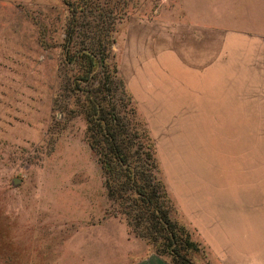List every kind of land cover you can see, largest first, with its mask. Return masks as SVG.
Returning <instances> with one entry per match:
<instances>
[{"label":"rangeland","instance_id":"rangeland-1","mask_svg":"<svg viewBox=\"0 0 264 264\" xmlns=\"http://www.w3.org/2000/svg\"><path fill=\"white\" fill-rule=\"evenodd\" d=\"M259 29L264 0H0V264L170 262L106 197L75 85L92 51V85L116 80V108L153 145L192 263L242 264L251 246L212 235L244 212L249 239L264 222Z\"/></svg>","mask_w":264,"mask_h":264},{"label":"trees","instance_id":"trees-1","mask_svg":"<svg viewBox=\"0 0 264 264\" xmlns=\"http://www.w3.org/2000/svg\"><path fill=\"white\" fill-rule=\"evenodd\" d=\"M98 51L102 64L106 59L102 44ZM82 56L87 66L79 71L75 85L80 97L85 98L89 143L103 168V184L113 214L124 216L134 235L156 244L160 253L167 252L172 264H193L191 252L197 243L170 217L151 141L134 123L129 126L116 108V80L107 75L97 86L92 85L97 62L94 51Z\"/></svg>","mask_w":264,"mask_h":264},{"label":"crops","instance_id":"crops-1","mask_svg":"<svg viewBox=\"0 0 264 264\" xmlns=\"http://www.w3.org/2000/svg\"><path fill=\"white\" fill-rule=\"evenodd\" d=\"M235 27V26H233ZM237 28V27H236ZM234 28V29H236ZM239 29V28H238ZM241 29H244L243 27ZM246 29V28H245ZM254 31H261L264 32V29L254 30ZM243 217L238 223V226L229 225L228 222H225L224 229H222V226L218 223L215 224L214 230L216 231L215 234L212 236L215 237V239H230V238H237L238 242H234L233 245H249L251 246L248 249L247 256L244 255V259H240L242 261V264H264V222L263 221H257L255 227H253L255 230V236L252 239H249L247 237V230H249V227L246 226L247 224V212L243 213ZM211 228H213V225H211ZM238 228L239 231H246L242 232L239 235L237 233H232L234 229ZM217 230L219 233H217ZM220 230H224V234L220 232ZM246 233V234H245ZM246 235V237H245ZM237 236V237H236ZM132 264H171L167 259L157 255V254H151L150 256L137 259Z\"/></svg>","mask_w":264,"mask_h":264}]
</instances>
